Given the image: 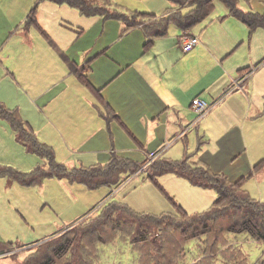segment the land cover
I'll use <instances>...</instances> for the list:
<instances>
[{
	"label": "crops",
	"instance_id": "0c3cea01",
	"mask_svg": "<svg viewBox=\"0 0 264 264\" xmlns=\"http://www.w3.org/2000/svg\"><path fill=\"white\" fill-rule=\"evenodd\" d=\"M129 1V4L135 3ZM150 2L152 9L148 10L153 13L135 10L157 16L150 24L158 23L179 9L168 0ZM30 11V8L26 11L25 22ZM36 15L38 26L27 28L24 45L18 44L22 55L18 59L8 56L4 62L10 66L8 71L17 86L23 83L30 112L27 124L42 141L54 148L56 158L60 160L67 156L62 161L72 167H77L74 157H90L107 164L113 152L139 163L149 162L151 154L157 152L160 158H169L174 146L186 148L191 132H196L198 145L200 142L206 144L203 141L205 135L200 134L204 120L205 123L211 120L207 126L214 127V120H238L253 112L248 109V103L253 99L250 88L258 83L256 77L264 76V44H261L264 29H258L256 36L255 32L249 37L247 27L234 17L229 22L221 20L229 25L225 26L221 38L205 34L204 30L198 37L192 29L190 33L197 36L200 43L188 54L179 46L184 32L176 24L169 25L165 36L156 38L152 36L154 30L147 32L143 26L129 29L121 20L86 17L76 8L42 0ZM37 27H40V33L50 35L54 45L43 39ZM247 33L248 51L230 68L227 59L245 44ZM42 39L44 42H40ZM220 42L222 47H219ZM205 56L208 57L206 64ZM10 59H13L12 63ZM207 65L212 71L218 65L224 71L216 80L201 84L209 76H204L208 72ZM258 65L252 76L242 83V88L227 95L245 70ZM196 98L208 100L214 107L204 119L194 124L195 120H187V112L191 110L194 114L192 104ZM260 99L264 100V96ZM261 105L259 100V108ZM255 110L254 113L259 111ZM218 124L214 128L219 126L225 132L222 135L219 132L216 149L211 152L197 148L192 161L200 162L216 173L231 168L229 178L241 179L255 166L250 164L254 161L248 152L252 144L250 135L242 126L228 123L223 128ZM6 136L9 154L11 138ZM159 179L168 191L167 180L168 184L174 182L186 188L196 203L206 204L202 194L213 191L194 187L174 175ZM126 184L127 181L118 189H110L106 196L118 197Z\"/></svg>",
	"mask_w": 264,
	"mask_h": 264
},
{
	"label": "rangeland",
	"instance_id": "374dc122",
	"mask_svg": "<svg viewBox=\"0 0 264 264\" xmlns=\"http://www.w3.org/2000/svg\"><path fill=\"white\" fill-rule=\"evenodd\" d=\"M39 1L41 0H0V104L11 110H17L25 121L30 118V112L27 110L28 98L24 92L23 83H20L21 86L18 84L20 88L17 86L8 71L10 66H7L4 60L8 56H15L18 59L22 55L23 51L18 44L24 45V35L27 33V28L30 29L31 26H34L33 22L31 24L25 22L26 11L29 8L31 11L33 9L38 11ZM110 1L112 9L120 12L131 14L133 13L132 11L135 12L137 10L139 12L153 13L152 10H148L152 9L151 0H132L135 2L134 4H129V0ZM239 6L244 11L253 10L264 13V0H240ZM175 10L178 9L176 8ZM228 12V9L221 1H216L212 15L193 28L194 32L199 37L198 34H201L204 30L205 34H212L213 37L221 38L222 33L226 30L225 26L228 25L221 23V20L229 22L232 18ZM225 17L227 18L224 20L223 18ZM140 20L144 21L145 24L152 23L150 19ZM240 24L242 23L240 22ZM242 26L246 28L245 25L242 24ZM39 28L37 27L36 29L38 32ZM39 34L49 45H54L49 34L47 36L40 32ZM256 34L257 32L254 35L256 36ZM248 38L247 33L245 44L241 45L227 59V65L230 68L237 61L242 60L247 53ZM43 39L40 42H44ZM261 41V44H264V38ZM219 47H222V42H220ZM258 52L259 49L255 53L258 54ZM203 59L205 64L208 63V57L205 56ZM10 61L12 63L13 59H10ZM67 61L69 62L70 60ZM206 68L208 72L204 76L207 74L209 76L201 84L216 80L224 71L219 65L213 71L209 65ZM263 69L264 66L262 67ZM255 80L258 83L251 85L250 91L253 99L248 103V109L250 111L253 110V112L238 120L221 118V121L214 120L213 122L215 125L221 124L223 128L230 123L231 126L233 124L247 129V134L250 135L252 141L248 152L254 161L250 162V164L253 165L257 164L255 161L261 158L264 159V100L260 99L264 96V76L261 78L256 77ZM248 96L250 97L251 95ZM259 100L262 104L260 108L258 106ZM205 101L212 104L208 100ZM20 108L24 109V112L23 110L19 111L21 110ZM255 109L259 111L254 113L256 112ZM194 114L191 110L187 112V120L189 122L196 120L197 115ZM35 119L38 121V117ZM210 123L211 120L206 123L204 120V124L201 126L200 134L206 137L203 140L206 141V144L202 145L201 149L212 152L217 147L219 132L222 135L225 131L221 130L222 128L219 126L217 128H214L215 125L214 127L207 126ZM6 129L9 131H5ZM191 133L193 134L190 135L186 148L176 145L171 149L168 155L171 160H181L185 154L191 156L197 152V134L195 131ZM6 135L11 138L9 154L6 151V147H8V143L5 140ZM39 140L44 142L40 137ZM64 158H67V156ZM64 158L56 159L58 162L72 167L69 165L70 163L62 161ZM74 162V166L77 167L81 165L84 167L103 165L99 160L90 157H74ZM39 164H42L40 157L27 152L24 147L18 144L10 124L0 118V167L10 166L27 173L35 169ZM147 168L130 175L127 179V184L123 186L120 195L116 199L126 202L139 213L158 215L163 212H171L173 207L166 196L152 181L147 179V173H145L148 170ZM230 169L228 171L225 170L223 173L229 176ZM137 176L139 178L132 180ZM8 181V179H0V248L5 246L2 244L9 242L13 244L9 247H4L5 252L0 253V264H29L34 260H40L46 254L49 245L54 246L58 243L56 238L65 237L73 228L76 227L75 230H77L79 226H83L85 223L88 224V221L97 218L101 214L100 211L102 212L104 204L114 198L113 196H106L111 191L108 187L88 190L81 184H72L66 180L48 179L42 185L32 187H23L17 182L10 184ZM158 181L164 187L161 180L159 179ZM167 181H165V184L174 196L164 187L166 192L177 203L181 204L182 202L183 205H181L190 214H194L197 210L198 212L205 211L212 206L213 201L217 198L214 191H204L202 195L207 203H196L186 188L174 182L168 184L166 183ZM233 181H236V179ZM245 188L252 198L264 202V168L254 173L253 177L246 183ZM94 207L96 209L89 213ZM101 240L103 242L92 243L93 240L90 239L86 245H76L72 253L70 252L65 258L59 260L57 264H137L139 254L133 251L129 240L120 236L112 240L108 234ZM204 241L205 237L200 240H191L187 243L183 253L185 255L184 264H197L201 261H203V264H260L259 261L264 256V243L253 240L247 234L229 235L222 247L217 249L215 247L208 252L209 254L203 252V249L206 250V247H210L208 244H204ZM226 250H232L231 256L223 257L222 253H226Z\"/></svg>",
	"mask_w": 264,
	"mask_h": 264
},
{
	"label": "trees",
	"instance_id": "16d2710c",
	"mask_svg": "<svg viewBox=\"0 0 264 264\" xmlns=\"http://www.w3.org/2000/svg\"><path fill=\"white\" fill-rule=\"evenodd\" d=\"M48 1L69 5L86 17L104 16L121 20L129 29L143 26L147 32L152 33L154 30L152 36L156 38L165 36L170 24L179 26L184 34H191L193 28L212 15L216 1H221L228 9L229 16L247 27L249 37H252L258 29H264V13L242 10L239 6L240 0H168L179 9L174 14L161 18L158 23L150 25L140 19H150L154 22L157 16L139 12L127 14L113 10L110 0ZM36 12V9L30 12L27 23L33 22L38 26ZM259 65L245 70L238 82L241 84L247 81ZM83 81L90 87L84 78ZM0 118L10 124L17 143L42 160V164L27 173L10 166L0 167V179L17 182L23 187L42 185L48 179H58L81 184L88 190L102 187L116 189L125 183L130 175L145 169L148 164V162H134L113 152L107 164L70 168L57 161L54 148L39 140L38 135L17 110H11L0 104ZM202 145L203 143L200 142L198 150ZM192 158V155L186 154L181 160L162 157L148 166V170L146 169L147 179L159 188L173 207L171 212L158 215L139 213L126 202L112 198L104 204L97 218L79 226L77 230H75L76 225L73 226L75 228L65 237L56 238L58 241L56 245L47 247L46 254L40 260H34L29 264H57L59 260L72 253L76 245H86L90 239L93 240L92 243L103 242L101 239L107 234L112 240L119 236L129 240L133 251L139 254L137 264H184L183 253L187 243L203 237H205L204 244L210 246L206 247V250L203 249L205 254H209L208 252L215 247V249L222 247L231 234H247L253 240L264 243V202L252 198L245 188L254 173L264 168V159L258 162L247 176L233 181L227 174L216 173L202 163L192 161ZM164 175H174L187 180L194 187L213 190L217 198L205 211L190 214L160 185L158 180ZM95 209L96 207L92 208L89 213ZM12 244L10 242L2 244L5 246L0 248V253H4V247ZM231 252L232 250H226L222 255L227 257ZM259 263L264 264V256ZM197 264H203V261Z\"/></svg>",
	"mask_w": 264,
	"mask_h": 264
},
{
	"label": "built area",
	"instance_id": "2783aa9c",
	"mask_svg": "<svg viewBox=\"0 0 264 264\" xmlns=\"http://www.w3.org/2000/svg\"><path fill=\"white\" fill-rule=\"evenodd\" d=\"M199 43H200L199 38L195 35H192V34H184L179 39V46L185 53H189L192 50H194L195 47ZM248 77H249V75H248ZM241 84H242V82H241ZM241 84L237 81V83L235 84V88L233 90L227 92V95L229 93H231L232 91L236 90L237 87H238L237 89H240ZM213 107H214V104H209L203 99H200V98L194 99L193 104H192V108H193L195 114L197 115V118H196L194 124H196V123L200 122L202 119H204L207 116V114L213 109ZM160 157H161V155L158 152L151 154V156L149 157V162L145 168L150 166L156 160H159Z\"/></svg>",
	"mask_w": 264,
	"mask_h": 264
}]
</instances>
